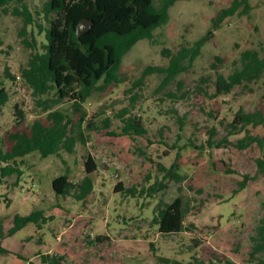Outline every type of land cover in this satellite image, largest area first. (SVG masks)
<instances>
[{
    "label": "rangeland",
    "instance_id": "rangeland-1",
    "mask_svg": "<svg viewBox=\"0 0 264 264\" xmlns=\"http://www.w3.org/2000/svg\"><path fill=\"white\" fill-rule=\"evenodd\" d=\"M45 1L24 0L34 19L26 27L23 17L11 12L16 2L7 12L0 9V78L5 67L18 76L31 51L43 50L49 25ZM231 1H176L152 40H139L124 55L120 82L104 89L99 85L83 104L85 121L80 129L72 128L78 138L73 151L61 149L44 158L34 151L17 159L21 175L0 178V222L5 227L15 214L40 209L47 217L45 223L29 224L6 237L3 246L10 252L0 254V264H44L40 255L46 253L64 256L60 264H165L160 257L199 264L264 261V244L256 248L258 227L264 226V173L257 164V158L264 159V143L240 149L234 143L244 130L227 134L238 110L264 104V75L228 93H217L214 83L217 73L227 76L239 66L243 50L254 48L264 55V0H248L247 11L240 8L225 18L187 70L167 84L162 85L160 73L142 76L148 66H166L167 51L190 46L205 34L215 13ZM3 81L9 99L0 107L1 149L15 124V105L25 112L27 124L55 109L76 122L79 113L72 111L70 100L53 104L54 89L39 96L21 77ZM128 116L140 118L146 134H120L122 118ZM246 128L263 134L261 125ZM88 153L97 165L90 174V193L84 199L56 196L51 179L67 173L72 182H80ZM175 160L177 180L167 178L163 189L149 193L165 175L163 168ZM243 175L251 179L240 188ZM118 182L122 190L114 191ZM129 187L136 189L134 196L124 191ZM177 197L186 210L183 228L163 234L153 215Z\"/></svg>",
    "mask_w": 264,
    "mask_h": 264
},
{
    "label": "trees",
    "instance_id": "trees-1",
    "mask_svg": "<svg viewBox=\"0 0 264 264\" xmlns=\"http://www.w3.org/2000/svg\"><path fill=\"white\" fill-rule=\"evenodd\" d=\"M178 0H46L43 5L44 17L48 27L44 30L45 42L43 50L34 49L30 53L25 65L20 67L18 76L10 74L7 67L5 76L0 78V107L9 99V93L4 85V78L15 80L21 77L24 83L39 96L54 89L56 98L53 104H61L64 100L71 101L74 113H79L75 123L71 116L63 110L55 109L47 112L44 118H34L31 123H26L23 109L15 105V124L6 132V148H0V178L12 174L21 175L22 171L17 165V159L37 151L41 157L59 155L61 149L72 152L78 139L72 133L73 125L78 129L85 121L83 104L99 85L103 89L119 83L118 72L124 55L141 39L153 38V30L165 24L169 16V8ZM11 2L17 6L11 9L15 15L22 16L24 27L34 23L31 13L24 0H0V9L7 12L6 8ZM247 11L248 0H232L229 6L219 9L211 20V27L190 46H181L176 52L167 51L169 57L166 66H148L142 76L148 73L164 75L162 85L167 84L177 74L187 70L192 61L199 54L201 47L211 37L225 18L234 15L239 9ZM92 20L91 27L80 35H76L77 24L81 19ZM31 44L35 38L31 32ZM217 60H220L216 56ZM217 68V67H216ZM264 75V55L257 49L250 48L241 52L239 66L230 74L224 76L217 73L215 87L217 93H228L235 85L244 82H253ZM99 82H101L99 84ZM123 126L120 134L144 135L145 129L140 118L128 116L122 118ZM107 124V123H105ZM248 125L263 126L262 135H253L246 128ZM232 131L244 130V135L235 141V146L243 149L253 143L259 147L264 143V104L252 111L238 110L229 123ZM80 136V135H79ZM209 144L211 143L208 140ZM222 143H228L226 138ZM217 144V143H216ZM259 170L264 173V159L257 158ZM85 175L80 182H72L67 173L59 174L51 179L52 190L56 196L66 197L73 195L77 199H84L92 190L90 174L96 169L93 155L88 153L84 160ZM163 178L149 187V193H156L165 187V179L177 180L179 177V164L175 160L168 168H163ZM248 175H243L239 187H245ZM122 190L118 182L114 191ZM134 196L136 189L129 187L124 190ZM141 193V192H140ZM185 208L182 206L181 197L175 198L164 207L155 210L152 221L157 224L158 230L163 234L177 233L183 228ZM47 217L42 210H32L26 215L15 214L10 220L11 225L5 227L4 221L0 222V254L9 253L10 250L2 245V240L13 236L23 227L40 222L45 223ZM264 226L258 227L256 248L264 244ZM96 236L95 240H101ZM256 250V249H254ZM44 264H60L64 259L62 255L41 254ZM165 264H199L198 262L180 263L168 258H159ZM264 264L263 260H259ZM227 264H234L227 261Z\"/></svg>",
    "mask_w": 264,
    "mask_h": 264
},
{
    "label": "water",
    "instance_id": "water-1",
    "mask_svg": "<svg viewBox=\"0 0 264 264\" xmlns=\"http://www.w3.org/2000/svg\"><path fill=\"white\" fill-rule=\"evenodd\" d=\"M92 23V20L88 18L81 19L77 24L76 35H80L88 30L91 27Z\"/></svg>",
    "mask_w": 264,
    "mask_h": 264
},
{
    "label": "crops",
    "instance_id": "crops-1",
    "mask_svg": "<svg viewBox=\"0 0 264 264\" xmlns=\"http://www.w3.org/2000/svg\"><path fill=\"white\" fill-rule=\"evenodd\" d=\"M5 240V238L2 240V245H3V241ZM5 247V246H4ZM8 249V248H7ZM53 255V254H52ZM54 255H56V254H54ZM61 255V254H60Z\"/></svg>",
    "mask_w": 264,
    "mask_h": 264
}]
</instances>
